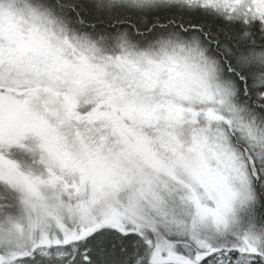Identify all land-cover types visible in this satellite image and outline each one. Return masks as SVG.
<instances>
[{"label":"snow or ice","instance_id":"6c2138e0","mask_svg":"<svg viewBox=\"0 0 264 264\" xmlns=\"http://www.w3.org/2000/svg\"><path fill=\"white\" fill-rule=\"evenodd\" d=\"M0 264H264V0H0Z\"/></svg>","mask_w":264,"mask_h":264}]
</instances>
